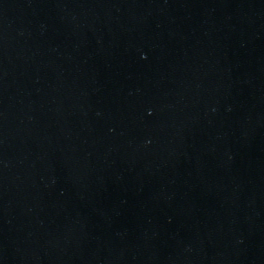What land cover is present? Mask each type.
<instances>
[{"label":"water","instance_id":"1","mask_svg":"<svg viewBox=\"0 0 264 264\" xmlns=\"http://www.w3.org/2000/svg\"><path fill=\"white\" fill-rule=\"evenodd\" d=\"M0 264H264V0H0Z\"/></svg>","mask_w":264,"mask_h":264}]
</instances>
